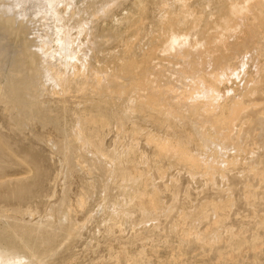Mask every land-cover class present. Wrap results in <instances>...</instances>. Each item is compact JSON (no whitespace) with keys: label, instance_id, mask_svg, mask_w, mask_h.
<instances>
[{"label":"bare ground","instance_id":"obj_1","mask_svg":"<svg viewBox=\"0 0 264 264\" xmlns=\"http://www.w3.org/2000/svg\"><path fill=\"white\" fill-rule=\"evenodd\" d=\"M97 1L90 3L95 11L93 14L87 12L92 16L85 21L84 17L79 20L80 17L77 19L69 14L70 20L63 21V14H55L53 33L44 39L34 32L29 33L34 46L24 53L23 46V52L18 47L8 48L7 26L14 23L17 31L24 30L22 25L28 17L21 12L22 4L18 0H0V112L12 131L35 125L47 135L51 134L50 130L55 135L62 130L65 142L61 151L74 158L76 168L81 167L84 158L95 156L106 170L100 202L104 212L117 219L133 218L130 210L137 206L143 223L135 233L146 225L159 224L161 214L146 211L137 204L144 197L143 192L112 200L110 189L120 185L128 189L138 184L142 177L151 180L152 164L141 161L145 167L143 172L119 180L118 169L125 165L129 149H121L115 155L103 152L94 144L93 117L81 110L99 99L126 100L130 110L147 113L150 119L160 117L167 129H172L171 123L189 124L201 152L214 155L215 151L224 152L230 148L239 152L244 147L239 139L240 128H236L234 121L245 106L239 98H234L231 84L245 81L244 74L234 66L238 52L233 49L247 50L255 40H264V34L254 31L255 26L263 24L264 27V0H134L124 16L115 21L125 27L124 32L104 28L103 23L109 19L110 7L121 0H110L105 7L97 6ZM70 2L59 0V4L64 5V13L71 8L65 11ZM29 20L34 21V18ZM71 20H77L76 24ZM126 32H130V37H125ZM111 45L117 47L110 49ZM35 57L32 69L22 68L26 60L32 63ZM101 57L108 64L99 66L97 58ZM224 85L229 89H224ZM73 93L78 100L67 99L75 96ZM45 94L50 95L49 99L44 98ZM224 110L229 111L227 117ZM66 123L70 124L68 129ZM140 134L162 157L173 158L193 177L203 178L206 185L214 184L217 176L225 179V172L237 165L212 156L214 161L207 158L211 162H203L179 141L142 131ZM44 143L60 154L51 138ZM88 170L91 172L90 165ZM34 180V175L18 180L14 189L30 193ZM259 180H264V174ZM220 188L230 192L229 188ZM86 203L87 197L82 194L76 207L83 208ZM210 207V213L202 209L195 216L192 213L181 216V228L187 237L192 234L201 242L215 243L222 236L218 227V204L212 201ZM52 208L50 205L48 216H52ZM174 208L173 205L169 210ZM56 209L63 211L57 226L42 217L30 224L22 216H14L18 222L0 225V257H3L0 264H48L53 251L63 244L60 238L65 227H71L65 232L67 239L81 228L74 223L76 208L72 209L62 199ZM10 211L33 213L30 207L22 211L19 207L15 210L0 207V212ZM92 218L89 215L86 219ZM209 218H212L213 230L201 232L194 228L195 223ZM225 234L231 231L225 229Z\"/></svg>","mask_w":264,"mask_h":264},{"label":"rangeland","instance_id":"obj_2","mask_svg":"<svg viewBox=\"0 0 264 264\" xmlns=\"http://www.w3.org/2000/svg\"><path fill=\"white\" fill-rule=\"evenodd\" d=\"M18 1L22 4L21 12L27 15L28 20L22 25L24 30L17 31L14 23L7 26L9 34L6 44L8 48L18 47L22 52L24 49V53L32 49L31 45L34 46L29 33L34 32L38 37L43 36V39L53 33L56 23L54 16L58 12L65 15H62L63 21L70 20L72 16L77 19L80 17L79 20L84 17L85 21L95 11L90 4L93 0H71L70 5L65 7V11L71 7L68 13L65 12L67 14L62 10L64 5L59 4V0H52L53 3L51 0ZM132 1L121 0L112 5L109 19L103 22L104 28H116L124 32L125 27L117 25L115 21L124 16ZM109 3L110 0H98L97 6L105 7ZM75 12H78V16ZM84 15H87L86 18ZM29 18H34V21ZM71 22L76 24L77 20ZM263 29V24L254 27L259 35L264 34ZM44 33L47 35L44 36ZM130 35V32L125 33V37ZM116 47L109 46L110 49ZM233 51L238 52L239 59L233 64L242 72L241 75L244 74L245 81L231 84L234 98H239L245 106L234 121L236 128H240L239 139L244 147L237 153L231 148L228 149L230 152L218 150L214 155L201 152L199 141L189 124L171 123L172 129H167L160 117L150 119L147 113L130 110L126 100L99 99L88 103L81 110L93 117L94 144L103 152L115 155L121 149H129L125 165L118 169L119 180L143 172L145 167L141 161L152 164L151 180L142 177L138 184L128 189H123L121 185L115 186L110 189L109 197L121 200L143 192L144 197L137 204L146 211L161 214L159 224L146 225L134 233L143 223L137 206L130 210L129 215L133 218L126 216L117 219L105 213L100 202L106 170L95 156L84 158L81 167L76 168L74 158L61 151L65 142L62 130L61 134L56 135L50 130L51 134L47 135L46 131H40L35 125L12 131L0 112V135L4 136L0 138L4 140L0 141V207L9 210L19 207L20 211L30 207L33 211L32 214L0 212V225L18 222L14 216H22L30 224L42 217L57 226L63 211L57 210L56 205L63 199L72 209L76 208L74 223L81 228L76 235L67 239L65 232L71 227H65L60 238L63 244L53 251L48 264H264V180H259L264 174V40H255L247 50L237 47ZM245 52H248L247 55ZM97 62L99 66L108 64L103 57L97 58ZM35 63L36 57L32 63L26 60L22 68L32 69ZM253 65L257 68L260 66L263 72ZM223 88L229 89V86L224 85ZM74 95L67 99L78 100ZM49 97V94L44 95L46 100ZM223 114L227 117L229 111L224 110ZM69 127L70 124L66 123V128ZM141 131L179 141L203 162H208L207 158L220 157L218 161L224 159L237 165L225 172V179L217 176L214 184L206 185L203 178L193 177L173 158L162 157L152 144L146 143ZM47 138L54 141L60 154L44 143ZM4 145L8 148L5 149ZM31 175L35 176V180L30 193L14 189L18 180ZM247 186L250 188L247 189ZM153 187L156 190H152ZM220 187L229 188L230 192ZM82 194L87 197V203L85 207L79 208L76 207V201ZM212 201L218 204V227L222 236L215 243L201 242L192 234L187 237L181 228V216L185 213L195 216L202 209L210 213ZM50 205H53L52 216H48ZM173 205L175 208L169 210ZM89 215L93 218L87 220ZM194 228L201 232L213 230L212 218L195 223ZM225 229L230 230L231 234H225Z\"/></svg>","mask_w":264,"mask_h":264}]
</instances>
